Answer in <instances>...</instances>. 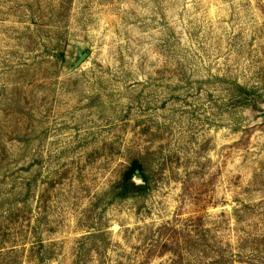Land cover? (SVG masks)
<instances>
[{
  "label": "rangeland",
  "instance_id": "1",
  "mask_svg": "<svg viewBox=\"0 0 264 264\" xmlns=\"http://www.w3.org/2000/svg\"><path fill=\"white\" fill-rule=\"evenodd\" d=\"M0 264H264V0H0Z\"/></svg>",
  "mask_w": 264,
  "mask_h": 264
},
{
  "label": "trees",
  "instance_id": "2",
  "mask_svg": "<svg viewBox=\"0 0 264 264\" xmlns=\"http://www.w3.org/2000/svg\"><path fill=\"white\" fill-rule=\"evenodd\" d=\"M135 170H139V169H137V168H134V167H130L126 172H125V174H124V176H123V180L124 181H129V179H130V177L132 176V174L135 172ZM139 172V174H140V176H141V171H138ZM141 178H142V183H146V181H145V178L143 177V175L141 176Z\"/></svg>",
  "mask_w": 264,
  "mask_h": 264
},
{
  "label": "water",
  "instance_id": "3",
  "mask_svg": "<svg viewBox=\"0 0 264 264\" xmlns=\"http://www.w3.org/2000/svg\"><path fill=\"white\" fill-rule=\"evenodd\" d=\"M85 58H86V54L81 55L80 58L78 59L77 63H76V66H78L80 63H82Z\"/></svg>",
  "mask_w": 264,
  "mask_h": 264
}]
</instances>
